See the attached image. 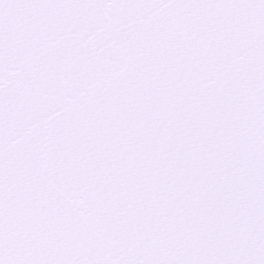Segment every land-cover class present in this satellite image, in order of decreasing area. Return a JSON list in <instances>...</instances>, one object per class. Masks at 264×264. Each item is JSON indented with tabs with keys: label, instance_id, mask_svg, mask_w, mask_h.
I'll return each instance as SVG.
<instances>
[{
	"label": "snow or ice",
	"instance_id": "snow-or-ice-1",
	"mask_svg": "<svg viewBox=\"0 0 264 264\" xmlns=\"http://www.w3.org/2000/svg\"><path fill=\"white\" fill-rule=\"evenodd\" d=\"M0 264H264V0H0Z\"/></svg>",
	"mask_w": 264,
	"mask_h": 264
}]
</instances>
